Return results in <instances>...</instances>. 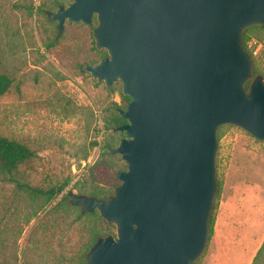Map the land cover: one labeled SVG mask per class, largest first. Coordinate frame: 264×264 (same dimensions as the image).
Here are the masks:
<instances>
[{"label": "water", "instance_id": "obj_1", "mask_svg": "<svg viewBox=\"0 0 264 264\" xmlns=\"http://www.w3.org/2000/svg\"><path fill=\"white\" fill-rule=\"evenodd\" d=\"M90 25L99 61L80 66L129 97L110 155L125 169L105 198L67 191L115 234L97 238L86 264H194L203 253L216 193L217 130L237 126L264 141V79L243 30L264 25V0H71L55 11ZM248 86L246 84L248 81Z\"/></svg>", "mask_w": 264, "mask_h": 264}, {"label": "rangeland", "instance_id": "obj_2", "mask_svg": "<svg viewBox=\"0 0 264 264\" xmlns=\"http://www.w3.org/2000/svg\"><path fill=\"white\" fill-rule=\"evenodd\" d=\"M70 1L0 0V73L11 78L0 95V133L33 151L19 165L18 181L0 178V264H86L91 236L115 234L114 225L96 210L82 213L69 197L62 198L70 190L78 193L79 185L111 189V182L119 184L115 170L125 169L119 155H114L119 165L114 169L106 152L124 133L104 126L112 102L121 108L127 104L121 82L108 89L80 70L106 56V50L94 46L95 18L90 25L65 22L56 38V21L45 14ZM243 39L253 62L252 77L264 79V25L249 27ZM215 177L213 231L194 264H210L211 242L217 234L221 238L224 218L233 213L234 186H264V141L234 125L219 127ZM50 188L58 191L45 201ZM251 206L259 213L258 201ZM247 234L253 244L236 264L253 257L264 239V225L257 235L251 229Z\"/></svg>", "mask_w": 264, "mask_h": 264}, {"label": "crops", "instance_id": "obj_3", "mask_svg": "<svg viewBox=\"0 0 264 264\" xmlns=\"http://www.w3.org/2000/svg\"><path fill=\"white\" fill-rule=\"evenodd\" d=\"M233 196V201L230 202L233 213L224 218L226 229L221 231V238L217 234V240L214 243L211 242L214 249L212 248L210 264H228V262L236 264L253 244L247 232L251 229L257 235L258 230L264 225L263 185L239 182L234 186ZM252 201H258L259 213L251 206ZM251 259L247 264L250 263Z\"/></svg>", "mask_w": 264, "mask_h": 264}, {"label": "trees", "instance_id": "obj_4", "mask_svg": "<svg viewBox=\"0 0 264 264\" xmlns=\"http://www.w3.org/2000/svg\"><path fill=\"white\" fill-rule=\"evenodd\" d=\"M251 27H257L251 26ZM249 28V27H248ZM246 28V29H248ZM246 29L243 30L242 33V43L245 46V40L243 39V34L246 31ZM11 85V78L4 74L0 73V95L5 93ZM122 93V92H121ZM122 99L125 103L129 102V97L122 94ZM113 110L111 111L110 116L105 121V128L112 129L114 126H118L120 124H123L126 122L125 119H123L118 110L124 109L127 104H125L124 108H121L118 104L115 102H112ZM124 133V132H123ZM95 143V142H94ZM109 146H106V152ZM106 153H104L105 155ZM33 155V151L31 148L26 145L25 143H22L15 138H10L6 135H3L0 133V178H3L5 180H12V181H18V167L21 163L27 161L29 158H31ZM110 159H112L111 163L114 169L118 168L119 165L115 162L116 156L110 155L108 156ZM116 172V170H115ZM114 172V173H115ZM117 183L111 182V189H107L104 187H97L93 186L90 189H85L83 185L76 186L78 187L79 191L78 193H86L88 195H94L99 198H105L108 195H110L114 188L116 187ZM59 190L62 189L61 187L58 188ZM58 190H54L53 188L48 189L46 193V199L45 201H49L51 198H53L54 194ZM67 196V192L62 196L63 199H65ZM95 213H90V215H94ZM213 219L210 218L209 221V234L213 231ZM100 236L98 234H93L91 236V239L89 241V244L87 246L88 248L91 246L94 241L99 238ZM249 264H264V239L261 242L260 246L256 250L255 254L253 255L251 261Z\"/></svg>", "mask_w": 264, "mask_h": 264}]
</instances>
